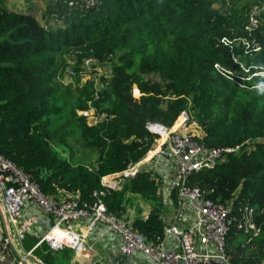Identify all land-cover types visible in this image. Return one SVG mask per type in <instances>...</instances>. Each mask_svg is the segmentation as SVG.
Masks as SVG:
<instances>
[{
	"label": "trees",
	"instance_id": "16d2710c",
	"mask_svg": "<svg viewBox=\"0 0 264 264\" xmlns=\"http://www.w3.org/2000/svg\"><path fill=\"white\" fill-rule=\"evenodd\" d=\"M1 1L0 154L31 174L44 194L74 191L81 202H91L101 176L147 153L157 138L147 123L172 127L186 111L198 122L206 147L250 144L241 155L195 173L189 184L220 203L235 195L233 214L240 204L264 210V89L255 88L264 80L248 79L264 71V28L248 37L236 0H229V11L225 0H99L82 12L69 10L63 0H48L43 18L59 23L53 29L29 14L8 11ZM110 56L117 57L113 77L94 103L105 119L88 126L76 111L87 108L91 86H78V69L76 86L63 84L66 57L81 67L86 58L103 63ZM67 127L99 152L96 166L72 165L55 151L52 143L66 141ZM132 196L151 209L131 227L147 240L161 236L164 206L148 173L103 201L119 217ZM258 218L261 232L249 245L232 226L226 252L233 263L264 257V215Z\"/></svg>",
	"mask_w": 264,
	"mask_h": 264
},
{
	"label": "built area",
	"instance_id": "2783aa9c",
	"mask_svg": "<svg viewBox=\"0 0 264 264\" xmlns=\"http://www.w3.org/2000/svg\"><path fill=\"white\" fill-rule=\"evenodd\" d=\"M63 3L69 10L82 12L95 8L99 0H63ZM231 6L225 0L224 9L229 11ZM243 17L248 37L264 28V0L251 4ZM242 43L248 46L245 38ZM116 63V56L103 63L92 57L82 63L80 76L89 77L92 97L86 103L87 108L77 113L88 126L101 124L105 119L94 102L109 87ZM146 125L157 135L147 153L139 161L128 163L122 171L101 176L100 188L92 192L91 202H81L80 194L74 191L44 194L31 174L0 154V218L14 228L18 245L27 233L36 239L32 250L21 254L9 237L2 238L0 264H27L23 256L38 264H48L32 254L42 244L47 248L44 255L54 257V264H77L60 259L63 253H75L78 264H235L226 252L232 226L245 237L243 245H249L261 232L263 222L258 217L264 215V210L257 212L248 204H240L237 214H233L235 195L220 203L209 198L208 190L190 185L189 178L214 168L230 156L241 155L249 150L248 142L206 147L200 141L203 133L198 122L186 111L172 127ZM141 172L149 174L157 187V196L172 217L168 222L164 212L160 213L163 234L152 240L134 230L133 221L110 213L103 201L106 195L121 192L124 183ZM145 216L144 220L148 218ZM76 225L84 226L86 234L78 232ZM251 264H264V257Z\"/></svg>",
	"mask_w": 264,
	"mask_h": 264
},
{
	"label": "rangeland",
	"instance_id": "374dc122",
	"mask_svg": "<svg viewBox=\"0 0 264 264\" xmlns=\"http://www.w3.org/2000/svg\"><path fill=\"white\" fill-rule=\"evenodd\" d=\"M4 1L7 3L8 6H15V7L21 6V8L25 4V0H2L1 4H3ZM32 1L42 2V0H32ZM256 1L257 0H236L233 5H236L239 11L242 10L241 13H243L244 15L246 9ZM39 20L41 21L40 17H39ZM46 25L49 28L53 29L54 27L59 26V23L55 21H50L49 23H46ZM244 55H246V52H244ZM66 59L68 60V62L66 61V63L68 64V67L65 69V72L61 73L63 84L65 85L70 84L73 87L76 86L74 85V82L76 81L78 75H79L78 76V79H79L78 86H83L87 84L88 83L87 80L89 77L87 75L80 76L81 67L76 65L75 62L70 61L69 58L66 57ZM76 69L79 70L78 75L76 74L71 75L72 72L75 73L74 70ZM245 71L248 72V70H245ZM253 75L257 77H262L264 80V71L251 74L249 75L248 79L252 78ZM146 78L154 80V81L158 80V78L154 76H148ZM256 87H262L264 89V81L262 82V84L257 83L255 88ZM132 94H133V98L135 99H138L140 97V94L138 90L136 89V87L133 88ZM76 115L78 116L77 111H76ZM66 131L68 132V134H70L68 138L66 139V141L61 142L59 140H55L56 143H52V146L55 149V151H57L63 159L68 160L72 165L81 164L87 167L96 166V163L99 157V152L96 149L87 148L84 142L80 139L79 135L74 131L72 127H67ZM249 147H250V144H249ZM129 198H128L129 202L124 206V209L122 211V216H124V218L127 221L128 220L134 221L135 219L144 220V218L146 217L145 211H147L148 208L150 210L151 207L147 203H145V201L141 200L140 198H137V197H129ZM146 204L149 206L148 208H146L147 207ZM144 209H147V210H144ZM164 209H165L164 210L165 219L169 222L172 219V217L170 216L171 212L169 208H164ZM35 243H36V239L31 234L27 233L25 234V239L20 244V247H21L20 249L22 250V252H26L30 250L35 245ZM46 249L47 248L45 247V245L36 246V248L34 249L33 255L42 260H44L45 258L48 259V257L44 255V252L46 251ZM48 260H49V263L51 262L54 264V258H51Z\"/></svg>",
	"mask_w": 264,
	"mask_h": 264
},
{
	"label": "crops",
	"instance_id": "0c3cea01",
	"mask_svg": "<svg viewBox=\"0 0 264 264\" xmlns=\"http://www.w3.org/2000/svg\"><path fill=\"white\" fill-rule=\"evenodd\" d=\"M3 7H5L8 11H13V12H20V13H25V14H29L31 16H33L42 26H46V21L45 19L43 18V13L45 12L46 10V7H47V3L46 1H42V2H35V1H32V0H25V4L24 6H18L20 8H18L17 6H8L7 3L4 1L3 3ZM39 17L41 18V21L39 20ZM152 150H154V147H152ZM132 197H135V196H132ZM137 197V196H136ZM139 198V197H137ZM141 199V198H140ZM142 200V199H141ZM146 203V202H145ZM147 205V204H146ZM125 206V205H124ZM123 206V208H124ZM150 206V205H149ZM147 205L146 208L149 207ZM134 207V206H133ZM151 209V208H150ZM144 210H147V209H144ZM165 209L163 208L162 210V213L164 212L165 214ZM146 212V215H149V208ZM122 215V213H121ZM82 224V223H81ZM76 230L82 234H86L87 230L84 226H81V225H76L75 226ZM4 237H9L13 242L14 244L16 245V248L18 250L19 253H27V252H30L32 250V248L26 252H22V250L20 249V244L18 245V242H16L15 240V232H14V228L11 226V224H9L6 220H4L3 218H0V241L2 240V238ZM42 245H45V244H42ZM41 246V245H40ZM46 247V245H45ZM34 252V250H33ZM32 252V254H33ZM75 253H72V254H67V253H63L62 255L59 256L60 259L62 260H72L74 262H76L78 264L79 262V259L76 255H74ZM87 255V254H86ZM34 256V255H33ZM35 258L39 259L38 257L34 256ZM54 258V257H53ZM140 258V256H139ZM49 259V258H48ZM41 261H45L42 260V259H39ZM46 262V261H45ZM48 263V262H47ZM51 263V262H50Z\"/></svg>",
	"mask_w": 264,
	"mask_h": 264
},
{
	"label": "water",
	"instance_id": "95a60500",
	"mask_svg": "<svg viewBox=\"0 0 264 264\" xmlns=\"http://www.w3.org/2000/svg\"><path fill=\"white\" fill-rule=\"evenodd\" d=\"M25 262L27 264H38L36 261H34L33 259L29 258L28 256H23Z\"/></svg>",
	"mask_w": 264,
	"mask_h": 264
}]
</instances>
